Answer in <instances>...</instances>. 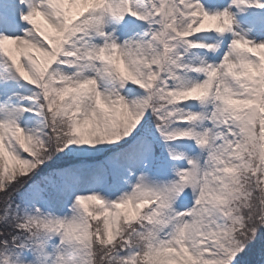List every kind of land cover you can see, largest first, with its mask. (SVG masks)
<instances>
[{"label": "snow or ice", "instance_id": "obj_1", "mask_svg": "<svg viewBox=\"0 0 264 264\" xmlns=\"http://www.w3.org/2000/svg\"><path fill=\"white\" fill-rule=\"evenodd\" d=\"M264 241V0H0V264H243Z\"/></svg>", "mask_w": 264, "mask_h": 264}, {"label": "rangeland", "instance_id": "obj_2", "mask_svg": "<svg viewBox=\"0 0 264 264\" xmlns=\"http://www.w3.org/2000/svg\"><path fill=\"white\" fill-rule=\"evenodd\" d=\"M263 254H264V246H263ZM252 260L251 261V264H254L255 263V259H259L260 261H262L260 264H264V258H263V255H256V248L254 245H252L250 248H249V251L246 253V255L244 256L243 258V261L245 260Z\"/></svg>", "mask_w": 264, "mask_h": 264}]
</instances>
